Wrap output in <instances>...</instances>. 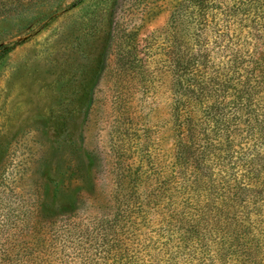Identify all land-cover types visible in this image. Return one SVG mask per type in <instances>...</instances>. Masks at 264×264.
<instances>
[{"label": "trees", "instance_id": "obj_1", "mask_svg": "<svg viewBox=\"0 0 264 264\" xmlns=\"http://www.w3.org/2000/svg\"><path fill=\"white\" fill-rule=\"evenodd\" d=\"M174 1L155 56L132 33L116 45L171 95L172 162L113 149L104 208L83 184L59 216L18 203L0 216V264H264V0Z\"/></svg>", "mask_w": 264, "mask_h": 264}, {"label": "rangeland", "instance_id": "obj_2", "mask_svg": "<svg viewBox=\"0 0 264 264\" xmlns=\"http://www.w3.org/2000/svg\"><path fill=\"white\" fill-rule=\"evenodd\" d=\"M174 5L0 0V216L15 215L24 209L18 203L32 199L49 202L36 214L68 213L79 184L91 210L104 208L113 149H131L135 158L146 148L156 163L170 165L171 95L138 70L123 69L116 45L132 33L136 52L152 42L155 56ZM182 13L179 27L188 21ZM92 181L98 191L89 195Z\"/></svg>", "mask_w": 264, "mask_h": 264}]
</instances>
